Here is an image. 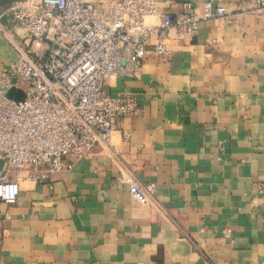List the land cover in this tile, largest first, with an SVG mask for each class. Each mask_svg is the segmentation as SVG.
Masks as SVG:
<instances>
[{"label": "crops", "instance_id": "obj_1", "mask_svg": "<svg viewBox=\"0 0 264 264\" xmlns=\"http://www.w3.org/2000/svg\"><path fill=\"white\" fill-rule=\"evenodd\" d=\"M172 1L155 12L188 2L200 13L208 0ZM211 1L225 14L166 39L167 60L148 55L137 77L104 84L133 93L138 116L53 181H22L15 202H0V264H264V9ZM1 28L21 43L0 18V69L17 57ZM148 183L152 197L136 202L134 186Z\"/></svg>", "mask_w": 264, "mask_h": 264}, {"label": "built area", "instance_id": "obj_2", "mask_svg": "<svg viewBox=\"0 0 264 264\" xmlns=\"http://www.w3.org/2000/svg\"><path fill=\"white\" fill-rule=\"evenodd\" d=\"M156 4L16 0L1 10L0 18L19 28L21 43L1 28L17 57L0 69V202H15L22 181H53L108 144L119 120L139 115L136 96L107 95L106 81L137 77L148 55L167 60L166 39L194 36L201 21L225 14L211 0L200 13L185 2L178 14H158ZM256 7L264 9V0ZM10 89L22 91L24 99L8 97ZM154 192L152 183L132 190L141 204Z\"/></svg>", "mask_w": 264, "mask_h": 264}, {"label": "water", "instance_id": "obj_3", "mask_svg": "<svg viewBox=\"0 0 264 264\" xmlns=\"http://www.w3.org/2000/svg\"><path fill=\"white\" fill-rule=\"evenodd\" d=\"M7 96L8 97H14L15 100L17 101H22L24 99V94L22 91H19V90H15V89H10L8 92H7ZM2 160H0V167L2 166Z\"/></svg>", "mask_w": 264, "mask_h": 264}, {"label": "rangeland", "instance_id": "obj_4", "mask_svg": "<svg viewBox=\"0 0 264 264\" xmlns=\"http://www.w3.org/2000/svg\"><path fill=\"white\" fill-rule=\"evenodd\" d=\"M14 1H16V0H12V2H14ZM12 2H11V3H12ZM11 3H10V4H11Z\"/></svg>", "mask_w": 264, "mask_h": 264}]
</instances>
